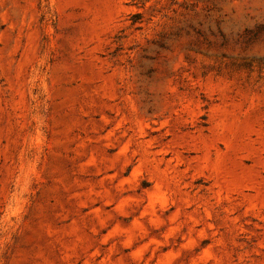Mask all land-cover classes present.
Here are the masks:
<instances>
[{"label":"rangeland","instance_id":"obj_1","mask_svg":"<svg viewBox=\"0 0 264 264\" xmlns=\"http://www.w3.org/2000/svg\"><path fill=\"white\" fill-rule=\"evenodd\" d=\"M0 264H264V0H0Z\"/></svg>","mask_w":264,"mask_h":264}]
</instances>
